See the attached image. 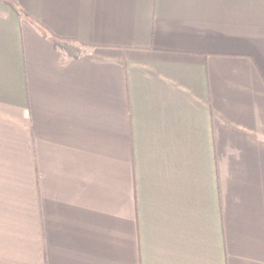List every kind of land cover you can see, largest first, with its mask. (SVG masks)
<instances>
[{
	"label": "crops",
	"instance_id": "crops-1",
	"mask_svg": "<svg viewBox=\"0 0 264 264\" xmlns=\"http://www.w3.org/2000/svg\"><path fill=\"white\" fill-rule=\"evenodd\" d=\"M14 3L0 264H264V0Z\"/></svg>",
	"mask_w": 264,
	"mask_h": 264
},
{
	"label": "trees",
	"instance_id": "trees-1",
	"mask_svg": "<svg viewBox=\"0 0 264 264\" xmlns=\"http://www.w3.org/2000/svg\"><path fill=\"white\" fill-rule=\"evenodd\" d=\"M10 4L19 14L28 16L24 11L20 10L14 3V0H4ZM53 42L58 50L64 51L72 57H78L84 46V43L74 38H63L59 36L53 37Z\"/></svg>",
	"mask_w": 264,
	"mask_h": 264
}]
</instances>
